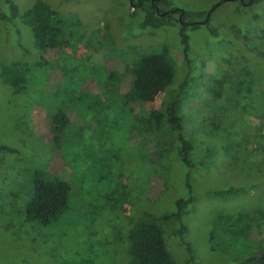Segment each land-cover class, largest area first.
I'll return each mask as SVG.
<instances>
[{
	"label": "rangeland",
	"instance_id": "1",
	"mask_svg": "<svg viewBox=\"0 0 264 264\" xmlns=\"http://www.w3.org/2000/svg\"><path fill=\"white\" fill-rule=\"evenodd\" d=\"M36 1L8 0L3 4L0 0V70L15 63L17 67H29L28 74L36 80L27 94L20 95H13L11 88L0 80V145L18 150L15 155L0 153L3 160L0 164L5 161L3 166L0 165V264H103L102 255H107L101 248L104 224L97 208L104 205V195L110 188L125 184L129 204L123 203L120 210L126 212L131 208L129 216L142 211L171 212L175 209L176 199L189 196L185 187L187 173L194 201L187 207L182 220L184 236L180 239L179 236H164L175 263L246 264L256 247L249 240L224 235L223 229L227 218L260 207L264 198L261 160L258 156L236 153L234 148L241 125H253L252 121L258 116L255 119L246 111L240 114L229 111V106L218 102L212 106L227 107L225 112L229 111V119L220 122L218 129L213 131L209 127L210 111L216 113L215 109L197 106L189 110L183 103L185 127L197 144L201 159H197L190 169L174 160L167 188L157 197L150 198L164 185L147 179L148 163L141 160L145 147L142 140L134 139L128 119L116 116L112 122L103 120L100 108L91 104L99 98L100 91L96 86L98 80L92 79L103 68L100 64L123 74V60L108 51L115 45L116 49L133 45L146 50L165 46L180 65L179 75L182 65L177 52H181L187 61L190 86L199 83L206 73L217 78L223 74L236 78L242 62L231 46V36L236 34L242 39L241 34H245L253 41L264 31V2L243 6L238 1H225L219 5L222 0H167L169 10H185L194 19L197 18L194 14L199 12L205 15L204 21H208L206 26L186 32L188 41L184 51L176 25H167L156 31L139 30V19L131 14L128 0H42L70 24L73 22L76 32L83 34L84 39L83 42L67 40L60 43L56 50L44 55L49 62L57 58L54 66L50 68L45 64L47 68L36 71L32 63L41 55L36 52L30 29L21 18ZM10 6L15 7L20 16L2 21L3 17H9L7 9ZM102 41L103 49L100 46ZM261 49L264 51V47ZM77 65L82 67L81 79L87 80L80 88L86 93L82 94V100H77V94L72 93L70 80H59L61 74L69 79ZM260 71L264 73V65ZM188 93L193 98L191 100H195V92L190 90L183 94L187 97ZM162 99L163 94H157L140 110L154 109ZM229 100L230 97L221 102ZM70 108L75 112L69 113L72 122L67 144L57 143L51 152L52 119L61 111L69 112ZM256 127L260 128L254 121L252 128L256 130ZM136 141L140 144L137 145ZM206 150H210L211 156L201 164ZM58 152L78 164L65 163ZM107 160L113 161V170L109 174L105 169ZM58 161L61 165L57 164ZM98 162L103 165L102 170ZM13 168L18 172L27 169L32 176L38 171H48L67 180L71 188L67 210L56 223L48 226L24 223L20 214L24 198L20 183L31 175L25 177L19 173L17 179L16 170L11 171ZM118 170H121V176ZM100 176L107 179L98 182L96 179ZM228 189L234 191L224 196L215 194ZM116 197H119L118 193ZM121 212L115 215L122 216ZM213 232L215 235L211 236ZM261 249L264 251V246Z\"/></svg>",
	"mask_w": 264,
	"mask_h": 264
},
{
	"label": "trees",
	"instance_id": "2",
	"mask_svg": "<svg viewBox=\"0 0 264 264\" xmlns=\"http://www.w3.org/2000/svg\"><path fill=\"white\" fill-rule=\"evenodd\" d=\"M128 1L131 14L139 19L137 22L139 30L156 31L171 24L178 26L181 42L185 46L184 51L187 49L188 41L186 32L197 30L208 24V21H204L205 15L202 13L194 14L197 16L194 19L191 13L185 10H169L167 0ZM225 1H238L243 6L264 2V0H222L219 5ZM2 2L7 4L8 0H2ZM7 10V13H10L9 17H3L2 21L13 20L20 16L13 6L8 7ZM202 17L203 19L199 20ZM21 18L30 29L36 52L41 55L36 62L32 63L36 71L47 68L48 66H44L45 64H49L50 68L54 66L57 58L55 61L49 62L44 55L56 50L60 43L67 40L82 41L84 39L83 34L76 32L73 22L70 24L65 17L42 0H37L31 8L23 12ZM212 31L210 32L212 33ZM234 36H231L230 43L242 62L241 70L236 78L230 74H223L217 78L206 73L199 83L190 86V82L187 80V61L181 52H177L181 57L179 64L182 65L181 75H179L180 65H177L174 55L165 46L146 50L142 46L133 45L128 48L119 47L116 49L115 45L114 49L112 46L107 50L115 58L123 60V74L100 64L103 68L96 74V78L88 79L98 80L96 86L100 88L99 98L91 104L100 108L102 119H109L111 122L116 116L128 119L132 126L134 139L142 140L145 150L141 153V160L148 163L147 179L151 182L155 180L158 185H164L150 198L157 197L167 188L169 177L172 176L170 171L174 160L190 169L195 165L197 159H201V155L196 149L197 144L189 136L185 127L182 115L183 103L189 110L197 106H202L201 109L204 107L215 109L216 113L209 110L212 114H210L209 127L213 131L218 129L220 122H227L229 119L227 113L231 110L237 111L239 114L246 111L255 119L258 116L254 121L260 128L256 127V130L252 128L254 121H252L253 125L244 127L241 125L238 141L234 144V148L236 153L258 156L262 162V168H264V73L260 71L264 65V51L261 49L264 47V31L258 34L253 41L245 34H241L242 39L236 34ZM100 46L101 49L104 48V41L100 43ZM81 68L77 65L73 67L69 79H65L62 74L59 79L61 81L70 80L71 91L73 94H77L75 95L77 100H82L84 98L82 94H86L83 88L82 91L80 89L87 81L81 79L79 75ZM254 68L256 71L253 70ZM109 69L112 70L108 71ZM29 70V67H22V65L17 67L15 63L5 65L0 70V80L11 88L13 95L27 94L28 90L32 89L33 83L36 82L31 77L32 75L28 74ZM232 77L234 80H230ZM90 83L94 85L93 81ZM190 90L195 92V100H191L193 98L190 93L187 95L190 100L183 94ZM157 94H163V99L156 108L147 111L140 110L144 104L152 102ZM229 97L231 99L228 101L229 103L221 102ZM186 100L188 101L186 102ZM218 102L221 105L229 106V111L225 112L227 107L224 106H212ZM70 106L73 105L70 103ZM72 112L75 111L70 108L69 112L61 111L53 117L49 144L51 152L54 151V146L57 143L65 145L69 125L72 122L69 115ZM123 112H125V116H123ZM231 119L234 122L232 116ZM136 142L137 145L140 144V142ZM0 153H3V156L5 154L15 155V153L18 154V150L9 145H0ZM58 154L62 156L65 163H74L73 160L65 158L60 152ZM210 156V150H206L201 164ZM0 161L3 160L0 159ZM113 161L107 160L106 162L107 174L113 170L111 166ZM76 162L75 160L74 165L78 164ZM57 164L61 165V161H58ZM0 165L3 166L2 162ZM98 167L102 170L103 165L98 162ZM13 169L11 171L16 170ZM120 171L118 170V174L121 176ZM19 173L24 174L25 177L32 174L23 168L19 172L16 170L15 178H20ZM188 175L187 173L185 187L189 191V196L176 199L175 209L171 212L142 211L133 217L129 216L131 208H128L129 210L126 212L120 210L123 203L129 204L125 184L115 185L114 189L110 188V191L104 195V205L100 204L97 208L104 224L101 248H111L110 251L102 249L103 253L107 254V257L102 255L103 264H176L166 247L164 236H179V239L184 236L185 227L182 220L187 207L194 201ZM101 179L104 181L107 178L100 176L96 180L99 182ZM20 184L21 192L24 195L20 214L24 217V223H36L41 226L52 225L67 210L71 188L67 180H62L57 174L38 171ZM144 187L146 191V186ZM233 191V189H228L215 192V194L224 196ZM116 193L119 197H116ZM119 211L124 216H116V212ZM86 215L91 216L90 213ZM221 219L224 221L223 218ZM226 220L228 222L225 223L223 229L224 235L249 240L252 246L256 247V251L247 259L246 264H264V251L261 249L264 246V198L260 207L244 210ZM214 235L215 232L211 234V236Z\"/></svg>",
	"mask_w": 264,
	"mask_h": 264
}]
</instances>
